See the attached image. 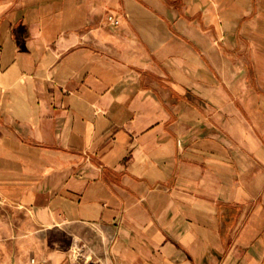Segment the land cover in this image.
<instances>
[{"label":"crops","instance_id":"obj_1","mask_svg":"<svg viewBox=\"0 0 264 264\" xmlns=\"http://www.w3.org/2000/svg\"><path fill=\"white\" fill-rule=\"evenodd\" d=\"M0 202L15 264H264V0H0Z\"/></svg>","mask_w":264,"mask_h":264},{"label":"rangeland","instance_id":"obj_2","mask_svg":"<svg viewBox=\"0 0 264 264\" xmlns=\"http://www.w3.org/2000/svg\"><path fill=\"white\" fill-rule=\"evenodd\" d=\"M26 242L14 213L0 202V264H15V254L20 247H26ZM31 259L32 256L30 262Z\"/></svg>","mask_w":264,"mask_h":264},{"label":"built area","instance_id":"obj_3","mask_svg":"<svg viewBox=\"0 0 264 264\" xmlns=\"http://www.w3.org/2000/svg\"><path fill=\"white\" fill-rule=\"evenodd\" d=\"M109 18L113 19L112 16H110ZM114 22L118 23L119 21L117 19H114ZM85 247L86 245L82 243L80 240L78 239L74 240V243L72 245V250H71L72 252L71 257H72L74 264H81L82 258H85Z\"/></svg>","mask_w":264,"mask_h":264}]
</instances>
